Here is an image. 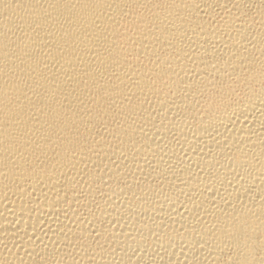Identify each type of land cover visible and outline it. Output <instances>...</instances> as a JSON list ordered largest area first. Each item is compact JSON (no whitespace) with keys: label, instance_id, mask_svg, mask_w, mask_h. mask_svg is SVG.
<instances>
[{"label":"bare ground","instance_id":"1","mask_svg":"<svg viewBox=\"0 0 264 264\" xmlns=\"http://www.w3.org/2000/svg\"><path fill=\"white\" fill-rule=\"evenodd\" d=\"M0 264H264V0H0Z\"/></svg>","mask_w":264,"mask_h":264}]
</instances>
